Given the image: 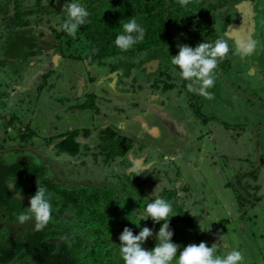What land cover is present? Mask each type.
<instances>
[{
    "label": "rangeland",
    "instance_id": "1",
    "mask_svg": "<svg viewBox=\"0 0 264 264\" xmlns=\"http://www.w3.org/2000/svg\"><path fill=\"white\" fill-rule=\"evenodd\" d=\"M225 1L231 2H218ZM74 2L82 4V0ZM216 4L212 6L214 11L217 10ZM249 4L261 42L250 50L246 47L241 51L240 46L235 44L230 36L229 38L222 33L221 37L228 43L230 51L227 57L221 60L224 65L218 62L215 70V84L209 89L214 99H205L194 93L196 102L201 105L199 113L204 120L194 114L195 111L190 106L189 91L185 86L189 81L181 79L177 70L170 69L172 65L171 61H168L171 60L169 56L154 61L157 67L162 63L157 73L162 74V69L163 76L158 79L159 85L173 84L174 88L156 89L154 78L150 80L142 71L133 70L132 75L136 76L137 81L126 79L125 85L138 88V91L122 95L106 79V73L111 72L114 76L116 74V71L110 70L111 62H116L115 58L107 59L102 64L90 62L86 42L79 30L75 38L68 35L57 40L59 45L63 46L62 51L54 48L46 51V47L42 45L45 39L37 36V46L41 45L45 50L38 53L43 62L36 65H29L35 58L30 62L24 57L12 61L10 56L6 58V51L0 50V89H3L5 96H18L22 99L21 111L9 106H0V144L5 134L20 140L21 144L22 136L30 135L31 140L27 142V146L37 150V153L32 152V156L37 157L38 151L49 156L45 157L48 163L45 167L52 168L54 165L58 175L55 176L53 169H50L52 173L49 175L50 180L56 184L116 183L115 175L132 172L136 167L131 160L124 161L125 157L107 162L106 154L99 148L98 142L90 141L92 134L89 135V131L96 127L101 141H105V127L109 126L117 135L132 138L133 149L129 153L134 152L135 160L141 158L144 161L141 167H137L139 170L130 175L131 179L143 185V191L150 199L160 197L161 193L169 202L173 198L170 203L175 213L172 216L173 223L169 222V226L170 230H179L186 237L183 247L190 243L199 244L195 239L196 230L191 229L192 223L196 222L200 230L207 233L202 241L208 246L213 245L210 239L212 236L218 238L217 255L223 256L233 249H238L244 255L242 264H264V0H252ZM39 6H42L41 3ZM227 7L230 13L229 4ZM235 13L241 17L240 11ZM205 24L207 27L208 24ZM1 30L5 29L1 27ZM180 33L187 40L186 32ZM78 42L82 46L77 45ZM70 43L72 47L69 46ZM64 46L69 48L64 50ZM59 53L62 55L60 58ZM241 55L247 59L256 55L258 59L254 58L251 65L250 61L243 60ZM133 60L135 65H141L143 62L140 59ZM116 63L119 64V60ZM104 64L106 67H102ZM22 69L27 72V76L21 82L23 89L16 90L18 84L12 81L20 80L17 78L21 76L16 74V71ZM80 76L84 78L85 85L83 94L78 96ZM7 77L12 80L6 81ZM91 80L97 82L95 86L100 83V88L94 86L92 89L95 82L90 83ZM42 81L43 85L39 89ZM92 90H96V93L102 92L108 99L97 101L96 98V107H75L87 99L90 101ZM9 98L5 101L8 102ZM146 100H150L149 104ZM154 104L163 112H169V117H172L170 119L162 115L160 118L159 114L154 115L152 112L145 116L152 128L159 129V135H154L157 132H147L143 123L137 120L140 114L146 115L152 111L149 107L155 108ZM102 128L103 132L100 131ZM75 129L80 131L79 138L86 135L83 141L87 143L85 149L82 147L84 154H80L79 158L74 157V160L72 156L58 152L55 145L58 142L57 137L61 138V134ZM139 133H142L141 136ZM205 149L212 153L208 152V155L204 156ZM129 153L127 156L130 158ZM212 155L216 158L213 163ZM20 159V156H13L4 161L13 163ZM256 170L261 177V189H254L255 184L251 178L246 177L245 182L248 185L242 189L245 206L244 203L237 206L234 186L231 184L229 187L228 183H234L237 174L248 176L251 171ZM28 172L32 174V169ZM13 177L10 175L7 179ZM61 188L62 186L58 187L59 192ZM169 189L176 190L177 195L169 193ZM178 189L181 195L178 194ZM126 190L129 189H123ZM12 195L11 193V197ZM22 199L27 203L28 199ZM22 199L16 196L11 202L25 207L28 204H24ZM193 200L196 203L193 204ZM179 212L183 217L177 219L176 213ZM57 219L58 216L53 217L48 224L51 232L61 231L63 236H66V231L60 228L62 223ZM69 220L82 226L80 220L73 217ZM99 254L100 251L92 261L97 262ZM23 257L27 258L23 264L35 263L26 254ZM177 262L178 260L174 259L172 264Z\"/></svg>",
    "mask_w": 264,
    "mask_h": 264
},
{
    "label": "trees",
    "instance_id": "2",
    "mask_svg": "<svg viewBox=\"0 0 264 264\" xmlns=\"http://www.w3.org/2000/svg\"><path fill=\"white\" fill-rule=\"evenodd\" d=\"M218 1L190 0V3L186 7H182L178 3V0H87L88 4L85 8L89 11L90 15L85 24L80 26L79 32L86 42L85 47L90 62L102 64L107 59L115 58L116 62L119 60V65L126 67L123 73L128 74L135 65L133 59L141 58L143 55L149 58L153 55V57H160L161 59L169 56V59H171L172 55L178 54V45L187 44L195 47L200 42H214L217 39H222V33L229 37L227 27H236L240 21V15L235 13V11H240L239 7L243 3H249L252 0H231V2L225 1L220 3ZM216 2L219 3V6H217ZM213 4H216V11L212 7ZM227 4L231 7L230 13ZM133 18L145 29V37L142 42L135 44L128 51H121L114 44L115 38L123 32V23ZM20 22H17L16 25L23 24L22 21ZM180 32H186L187 37L185 38L187 40L183 38ZM240 32L243 33V31ZM249 33L250 38L247 44H242L235 37L230 36L235 44L240 46L241 51H244L246 47H249L250 50L261 42L257 35V25L255 26L254 22ZM236 35L240 36V34ZM64 36H68L65 31L61 37ZM18 37L16 41L15 39L11 40L15 46H18ZM71 45L72 43L69 46ZM77 45H80L79 42ZM57 49L62 51L63 46L59 45ZM241 57L243 60L248 61L244 55H241ZM251 57L258 59L256 55H252ZM219 63L224 65L221 60ZM174 67L172 65L170 69H174ZM115 69L116 66L113 67V70ZM176 70L179 72V69ZM19 71L22 72V70ZM161 72L160 76H163L162 69ZM116 73L118 74V72ZM159 82L160 80L156 79L154 85L156 89L162 88L163 90H167L175 87L173 84L161 86ZM42 85L43 81L40 83L39 89H41ZM185 86L187 87V85ZM189 95L190 104L196 116L204 120L199 113L201 105L196 102V95L194 92H189ZM94 97L95 94H91L90 101L88 100V102L83 104V108L86 106L96 107ZM105 129L106 140L101 143L99 148L106 154V161L125 157L124 161L130 162L127 155L133 149V139L129 136L117 135V132L110 127ZM103 130L101 131L103 132ZM86 131L88 132L89 130L86 129ZM79 132L78 129H75L66 134H61V138L57 137L59 139L56 143L57 150L73 156L80 154L82 152V143L78 139ZM115 136L117 137L115 138ZM23 140L27 143L31 138L23 137ZM28 150L26 149V151ZM39 155L36 158L42 161L43 157ZM30 160L27 157L24 160L20 159L13 163H7L4 160L0 161V185L3 192H6L8 189L7 178L10 175L14 177L23 174L24 176H29L28 171L31 169V176L33 177H36L35 173L38 171H41L42 175L46 174L45 165H48L46 159L42 161L43 166L35 162V158ZM36 166L38 167L34 168ZM257 171H251L248 176L238 174L235 177L234 183H228L229 187L231 184L234 186L233 190L237 196L239 206L242 203L245 206L246 201L242 195L244 191L240 187V183L245 177L251 176L255 179ZM130 175L131 173L126 171L120 175H115V181L118 180L116 183L105 182L101 186L93 183L89 187L81 185L77 188L78 191L61 188L60 192L58 191V187L61 184H56L53 180L44 177V188L46 190L53 189L56 193L58 192L56 195L53 194L55 197L50 202L60 209L59 211L56 210L52 204V216H58L57 220L62 223L60 228L66 231V236H63L61 231L52 233L49 231L51 230L49 226H45L39 231H31L28 233V239L12 243L11 248L0 245V261L6 263L18 258L19 262L16 264H23L24 260L27 259H24L23 255L26 254L28 257H31L35 262L34 264H124L119 251V236L125 227L131 228L134 234H138L145 226L152 228L153 237L148 238L142 245L145 249L151 250L156 245L155 233L159 231L163 221L154 223L151 218L140 221V217L145 214L144 210L147 203L155 198L150 199L143 191V185L135 183ZM256 187L254 185V189ZM182 188L181 191H183ZM123 189H129L126 190L128 193L123 191ZM181 191L178 189L179 195H181ZM169 193H176L177 195L174 189H169ZM162 196L163 198L165 197L161 193L160 197ZM172 200L173 198L170 199V202ZM176 216L177 219L183 217L181 212L176 213ZM71 217L80 220L82 226L69 220ZM173 218L171 217L169 222L173 223ZM131 220L136 223L140 222V226L137 227ZM191 229L193 231L196 230L197 236L195 239L198 240V243L207 235V233H203L200 230V226L196 222L192 223ZM73 230L77 231L72 234ZM173 233L172 242L180 246L177 258H175L179 260V251L183 249L186 237L179 230L173 231ZM98 251L101 254L97 258V263L92 260Z\"/></svg>",
    "mask_w": 264,
    "mask_h": 264
},
{
    "label": "clouds",
    "instance_id": "3",
    "mask_svg": "<svg viewBox=\"0 0 264 264\" xmlns=\"http://www.w3.org/2000/svg\"><path fill=\"white\" fill-rule=\"evenodd\" d=\"M182 7H186L190 0H178ZM66 19L61 25L63 31L75 38L80 26L84 25L89 17V11L78 2H68L63 7ZM123 32L115 38L114 44L121 51H128L135 44L142 42L145 37V29L135 18L130 19L122 25ZM178 54L172 55L171 65L174 71L179 69L178 75L183 80L189 81L187 88L205 99H214L209 91L214 87V73L218 62L227 57L230 49L228 43L223 39L214 42H200L195 47L187 44L178 45ZM51 193L46 188L37 185L35 194L30 197L27 212L17 217V222L24 225L34 221V229L42 230L53 219V208L50 202ZM145 214L141 220L151 218L154 223L161 224L159 231L155 233L156 245L151 250L145 249L144 242L153 237V229L143 227L138 234L132 229L125 227L119 236L120 254L124 264H172L176 258L180 246L172 242L173 231L170 230L169 221L173 214L172 204L164 198L155 197L147 203ZM132 221V220H131ZM140 226V222L136 223ZM221 239V238H220ZM218 244L208 246L206 242L199 244L190 243L179 251L177 264H242L243 253L238 249L229 251L226 255H217Z\"/></svg>",
    "mask_w": 264,
    "mask_h": 264
},
{
    "label": "flooded vegetation",
    "instance_id": "4",
    "mask_svg": "<svg viewBox=\"0 0 264 264\" xmlns=\"http://www.w3.org/2000/svg\"><path fill=\"white\" fill-rule=\"evenodd\" d=\"M76 0H0V28H4L5 30L0 31V44H2L5 47L8 59L10 56V49L11 46H13V42L11 40L17 39L18 37V45L22 48H25L27 52H30V55L37 56L38 53H41L42 50H45L43 47H46V51H49L51 49H57L59 46V42L57 40L60 39V37L63 35L64 31L61 28L62 23L67 18L66 14L63 12V7L68 2H74ZM41 3V7L39 6ZM88 2L87 0H82V5L85 7L87 6ZM22 21V25H16L17 22ZM21 23V22H20ZM60 30V31H59ZM43 37L45 39V42L41 45L36 44L35 39L36 37ZM55 39V41H54ZM14 41V42H15ZM56 51V50H55ZM33 56V58H35ZM23 57L25 58V54L23 53ZM160 57H152L148 61L143 60L141 65H135L134 71L137 70V72L142 71L143 75L147 76L148 79L153 80V78L156 81V79H160L161 74H157L160 71L162 63H159V66L157 67V64L154 60H159ZM254 61V58H251ZM151 62V64H148ZM254 62H250L251 65H253ZM111 71L113 70V67L116 66V69L114 71L118 72L115 76L111 72L106 73L107 76L112 78H119L122 76L125 71L123 67L116 62H111ZM109 65V64H107ZM102 67H106L105 64L102 65ZM129 73V72H128ZM16 74L21 76V78H17L20 80H23L27 74L26 71L22 69V72L19 70L16 71ZM119 74H121L119 76ZM118 75V76H117ZM129 74H126L125 77H128ZM132 76V74H130ZM155 76V77H154ZM130 77V76H129ZM131 78V77H130ZM6 81H8L6 79ZM96 82L93 83L92 88L95 86ZM18 89V85L15 88ZM94 89V88H93ZM19 92V91H18ZM7 97L9 98V101H5ZM0 106H9L12 109L16 110H22V99L18 96H5V94H0ZM0 107V109H1ZM6 110V109H4ZM163 115V114H162ZM160 114V118L162 117ZM12 126V123L10 124ZM22 136V144L20 143V140L15 139V137H9L8 134H5L2 138V143L0 144V161L16 156L21 157V159L24 160V158L33 159L32 151L37 153V150L27 146L28 143H26L25 140H23ZM16 142V143H15ZM26 149L28 151H26ZM23 151V152H22ZM35 162H38V164L41 165L43 163L42 161L37 160L38 158L35 157ZM135 164L134 171L130 172L131 175L135 174V170H139L137 167L139 166L138 163L135 161L133 162ZM144 164V163H143ZM46 166V165H45ZM53 173L57 177L58 173H56V169L54 165H52ZM50 166L46 167L47 173L45 174V178L50 179L51 170ZM50 170V171H49ZM36 177L31 176H24L20 175L18 177H13L7 180L8 189L6 192H3L1 190L0 185V244L5 245L7 248L12 247V243L26 240L28 239L29 232L34 231V221H29L25 223L24 225H20L17 222V217L19 214L27 212L28 206H29V200L30 197H32L36 190L37 185L43 186V175L41 171H38L35 173ZM34 175V174H33ZM39 177V178H37ZM118 181V180H117ZM99 184L98 186H101L103 183L99 182H90L91 184ZM61 184L63 189H67L70 191H78V187L81 186L77 182H75L72 185H64V182L59 183ZM76 184V185H75ZM85 187H89L88 184H85ZM12 186V188H11ZM13 190V191H12ZM48 193H51V199H53L55 196V190H47ZM11 193L13 194L11 197ZM16 196H20L21 199L25 197L27 200V203L25 202V199L22 201L24 204H28L25 207H21L20 204H15L11 202V200L15 199ZM20 201V200H19ZM20 203H22L20 201ZM54 208L59 211V208ZM9 207V208H8ZM18 208V209H16ZM49 226V225H47ZM51 231V230H49ZM57 231V230H56ZM72 234H74V230L72 231ZM54 239V238H52ZM19 262L18 258H15V260H10L6 263H3L0 261V264H16Z\"/></svg>",
    "mask_w": 264,
    "mask_h": 264
},
{
    "label": "crops",
    "instance_id": "5",
    "mask_svg": "<svg viewBox=\"0 0 264 264\" xmlns=\"http://www.w3.org/2000/svg\"><path fill=\"white\" fill-rule=\"evenodd\" d=\"M67 48H69V46H64V50H66ZM0 50H5V47L2 45V44H0ZM23 53L25 54V58L30 62V60H33L34 58H33V56H35V55H30L29 53L30 52H27V50L25 49V48H22V47H20L19 45L18 46H15L14 44H13V46H11V49H10V60H12V61H14V60H16V59H18V60H21V59H24V58H21V57H23ZM59 55V58H60V56H62V55H60V53L58 54ZM153 57V55H151V57L150 58H152ZM149 57H146V56H141V58H137V59H140V60H142L143 61V59H145L146 61H148L149 59H150ZM40 62H43V60L37 55V56H35V60H34V62L33 63H30L29 65H36V64H39ZM148 64H151V62H149ZM134 67H135V65L132 67V69L129 71V75H128V77H125V73L122 75V76H120L119 78H112V77H109V76H107L106 77V79H107V81L110 83V85L111 86H113V88H116L117 90V92L119 93V94H122V95H124V94H126L127 92H132V93H135L136 91H138V88L136 89H134V88H130V87H127L126 85H125V80L126 79H130L131 81H137L136 79V76L135 75H130V74H132V71L134 70ZM129 70V69H128ZM29 74V73H28ZM27 76V75H26ZM131 78H130V77ZM155 77V76H154ZM26 78V77H25ZM7 80H9V81H11L12 80V78H8L7 77ZM24 80V79H23ZM23 80H17V81H12V82H14L15 84H18V89H23V85H22V81ZM93 82H95L94 80H91L90 81V83H93ZM97 83V82H96ZM99 88H100V83H98V85H97ZM97 86H95V88L97 87ZM124 86V87H123ZM98 88V89H99ZM93 89V88H92ZM159 89H162V88H159ZM97 90V89H96ZM96 90H92L93 91V94H95V97H94V99H96V98H98V100L97 101H104V100H106V99H108L106 96H105V94H101L102 92H99V91H97V93H96ZM3 94V89H0V94ZM83 94V91L82 92H80V94L78 95V96H81ZM128 94V93H127ZM89 97V96H88ZM142 98H144L143 96H141ZM90 98V97H89ZM145 99V98H144ZM86 102H88V99L85 101V102H83V103H80V105H77V106H75V107H78V109L81 107V109H83V104H85ZM146 102H147V104H149V102H150V100L148 101V100H146ZM191 102V101H190ZM189 103V102H188ZM155 105V104H154ZM190 106H191V104H190ZM98 107V106H97ZM153 107H155V108H150L149 107V109L150 110H152V111H149L148 113H146V115H141L140 114V116H138V118H137V120H139V122H141V119L143 118L144 120H146V118H145V116H147V114H149V113H153L154 115H157V114H163V115H165V116H167V117H169L170 116V114H169V112H163L162 111V109L159 107V106H157V105H155V106H153ZM192 107V106H191ZM98 109V108H97ZM195 114V113H194ZM196 115V114H195ZM198 117V116H197ZM170 118V117H169ZM170 119H172V117L170 118ZM147 121V120H146ZM172 121H174V119L172 120ZM203 121V120H202ZM142 123V122H141ZM144 125V124H143ZM145 126V125H144ZM109 127V126H108ZM106 128V127H105ZM146 128V127H145ZM146 129H148L147 130V132L149 131V132H152L153 133V128L151 127V124L148 122V127L146 128ZM93 130V131H92ZM92 130H90L89 131V135H91L92 134V136L90 137V141H93V140H95L96 141V143L98 142V144H99V146L101 145V143H102V141H101V139H100V135H99V131H98V129H97V127L96 128H93ZM101 130H103V128L101 129ZM100 130V131H101ZM156 130V132H157V134H154V135H159L160 134V132H159V129L158 128H156L155 129ZM142 132V131H141ZM141 134L142 133H139L138 135H140L141 136ZM79 136V135H78ZM25 137H29V138H31V136L30 135H27V136H25ZM78 139L81 141V143H82V147H84L85 146V143H87L86 141H83L84 139H86V135L83 137V138H79L78 137ZM58 141H59V139H58ZM233 142H234V139L232 140ZM55 149L57 150V148H56V145H55ZM84 149H85V147H84ZM206 150V149H205ZM50 151H52V147L50 148ZM58 151V150H57ZM84 150L82 149V152L80 153V154H84V152H83ZM59 152V151H58ZM208 152H210V153H212L210 150H206V151H204L203 153H204V156L205 155H208ZM248 152V151H247ZM134 152H131V153H129V156H130V160H131V162H136V163H138V165H139V167H141V165H142V163H144V161H143V159H136L135 160V154H133ZM38 154H40L43 158H42V160H45V157H49L48 155H43L41 152H39L38 151ZM47 154V153H46ZM80 154H78V155H75V156H73V155H70V156H72V159H74L75 160V158H79V157H81V155ZM39 155V156H40ZM80 155V156H79ZM214 155V154H213ZM211 156V162L213 163L214 162V160L216 159V158H214V156ZM248 155H249V152H248ZM203 156V157H204ZM217 156H219V155H217ZM75 157V158H74ZM250 160H251V158H250ZM249 162V161H248ZM251 162H253V160H251ZM216 165H217V163H216ZM53 169V168H52ZM47 171V170H46ZM238 175V174H237ZM236 175V176H237ZM43 177H45V175H43ZM246 178V177H245ZM245 178H244V180L240 183V187L241 188H243L244 189V187L245 186H247L248 184L245 182ZM249 178H251V181H252V183L253 184H255V186H257L256 187V189H261V186H262V182H261V177H260V174H259V172H257V177L255 178V179H253L252 177H249ZM235 180V179H234ZM61 181H62V179H61ZM247 181V180H246ZM251 181H249V182H251ZM235 193V192H234ZM236 195V194H235ZM194 203H196V201L195 200H193V204ZM236 205L238 206V202H236ZM211 242H213V244H214V242H215V244H217L218 243V238L216 237V236H212L211 238Z\"/></svg>",
    "mask_w": 264,
    "mask_h": 264
},
{
    "label": "water",
    "instance_id": "6",
    "mask_svg": "<svg viewBox=\"0 0 264 264\" xmlns=\"http://www.w3.org/2000/svg\"><path fill=\"white\" fill-rule=\"evenodd\" d=\"M251 5L246 2L243 3L240 7L239 10L241 12V17H240V21L238 26L234 27V26H230L227 27L228 31H229V35L233 36L236 38V40L238 42H241L242 44H247V42L249 41L250 38V30L252 29V24H253V12H252V8L250 7ZM240 31H243V33H241ZM236 32V33H234ZM236 34H240L236 35ZM236 35V36H234ZM250 62H254L252 59H248ZM80 78V82H79V90L80 92H82L84 90V85H85V81L83 77H79ZM79 92V94H80ZM141 122L145 125L144 128L148 127V122L144 119H141ZM145 128V129H146ZM157 127H153V132H156ZM148 130V129H146Z\"/></svg>",
    "mask_w": 264,
    "mask_h": 264
}]
</instances>
